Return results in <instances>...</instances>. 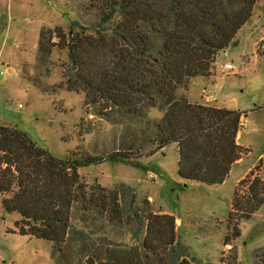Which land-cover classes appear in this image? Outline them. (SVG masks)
<instances>
[{
	"label": "trees",
	"instance_id": "1",
	"mask_svg": "<svg viewBox=\"0 0 264 264\" xmlns=\"http://www.w3.org/2000/svg\"><path fill=\"white\" fill-rule=\"evenodd\" d=\"M95 1L102 9L99 23L76 20L69 32L41 31L40 59L47 61L55 47L66 50L68 91L145 124L158 149L176 143L183 180L224 183L249 152L238 142L246 115L194 103L188 92L195 78L215 75L218 55L234 43L258 0ZM152 109L163 112L159 122L150 119ZM105 161L129 164L133 158L118 152L107 159H62L18 128L0 126V193L6 212L20 216L15 232L51 242L57 264L67 250L79 264H142L143 257L149 264L150 258L154 264H210L181 243L173 215L138 202L128 185L106 189L82 181L79 169ZM261 163L235 188L229 217L235 232L237 222L264 205ZM125 238L140 250L123 249Z\"/></svg>",
	"mask_w": 264,
	"mask_h": 264
},
{
	"label": "rangeland",
	"instance_id": "2",
	"mask_svg": "<svg viewBox=\"0 0 264 264\" xmlns=\"http://www.w3.org/2000/svg\"><path fill=\"white\" fill-rule=\"evenodd\" d=\"M99 5L95 0H0V126L18 128L62 159L130 155L129 164L105 161L79 169L82 181L106 189L128 185L138 202H148L156 213L173 215L181 243L204 263L264 264V205L250 219L237 222L236 232L229 228L235 188L261 160L259 175L264 179V0L257 1L234 43L218 55L215 75L195 78L188 92L194 103L246 115L238 141L249 152L219 185L183 180L176 143L158 149L145 124L115 108L88 104L84 92L68 91L64 83L71 65L66 50L55 47L47 61L40 59L42 30L69 32L76 20L86 26L97 24ZM226 64L233 70H226ZM162 117V111L151 110L152 122ZM3 198L0 193V264H57L51 242L15 232L20 216L6 212ZM245 208L249 211L251 206ZM121 245L128 251L140 250L129 238ZM58 258L63 264H79L69 250ZM147 262L143 257L142 264Z\"/></svg>",
	"mask_w": 264,
	"mask_h": 264
},
{
	"label": "built area",
	"instance_id": "3",
	"mask_svg": "<svg viewBox=\"0 0 264 264\" xmlns=\"http://www.w3.org/2000/svg\"><path fill=\"white\" fill-rule=\"evenodd\" d=\"M261 50L264 51V42L261 45ZM225 69L228 71H231V70H233V66L231 64H226ZM207 99H208V97H207ZM149 177L153 178L151 175ZM228 248H231V246H228Z\"/></svg>",
	"mask_w": 264,
	"mask_h": 264
},
{
	"label": "crops",
	"instance_id": "4",
	"mask_svg": "<svg viewBox=\"0 0 264 264\" xmlns=\"http://www.w3.org/2000/svg\"><path fill=\"white\" fill-rule=\"evenodd\" d=\"M242 120H244V118H242ZM239 137H240V132H239V134H238V139H239ZM239 142V141H238ZM240 144V143H239ZM252 169V168H251ZM251 169L249 170V172L251 171ZM246 177V176H245Z\"/></svg>",
	"mask_w": 264,
	"mask_h": 264
}]
</instances>
